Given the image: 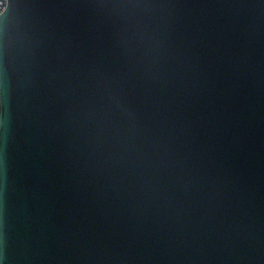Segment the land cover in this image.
<instances>
[{
    "label": "water",
    "instance_id": "1",
    "mask_svg": "<svg viewBox=\"0 0 264 264\" xmlns=\"http://www.w3.org/2000/svg\"><path fill=\"white\" fill-rule=\"evenodd\" d=\"M0 264H264V0H0Z\"/></svg>",
    "mask_w": 264,
    "mask_h": 264
}]
</instances>
